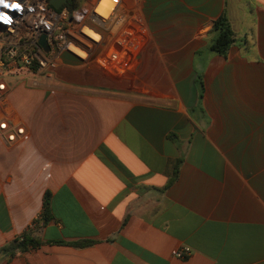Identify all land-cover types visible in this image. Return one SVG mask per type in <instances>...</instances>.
I'll return each mask as SVG.
<instances>
[{
    "label": "crops",
    "instance_id": "0c3cea01",
    "mask_svg": "<svg viewBox=\"0 0 264 264\" xmlns=\"http://www.w3.org/2000/svg\"><path fill=\"white\" fill-rule=\"evenodd\" d=\"M101 33L87 62L0 68V264H264V0H119Z\"/></svg>",
    "mask_w": 264,
    "mask_h": 264
},
{
    "label": "built area",
    "instance_id": "2783aa9c",
    "mask_svg": "<svg viewBox=\"0 0 264 264\" xmlns=\"http://www.w3.org/2000/svg\"><path fill=\"white\" fill-rule=\"evenodd\" d=\"M103 0H98L91 10L88 23H73L67 9L61 11L51 6L50 0H5L11 5L18 3L19 9L0 5V14L6 15L10 22L0 20V68L21 70L35 68L40 72L56 67L64 53H69L77 59L87 62L94 50L99 47L104 38L101 29L111 21L119 0H109L113 8L107 17L97 10ZM5 11V13H3ZM87 28L99 38L95 39L84 33ZM46 37L49 53L40 45V39ZM111 61H117L119 54L110 52ZM5 91V85L0 84V94ZM9 123L0 121V131L7 132ZM24 129L17 128L15 133H7L6 139L13 143L17 136H24ZM191 254L188 247L175 252V257L181 260Z\"/></svg>",
    "mask_w": 264,
    "mask_h": 264
},
{
    "label": "trees",
    "instance_id": "16d2710c",
    "mask_svg": "<svg viewBox=\"0 0 264 264\" xmlns=\"http://www.w3.org/2000/svg\"><path fill=\"white\" fill-rule=\"evenodd\" d=\"M79 7L78 0H70L66 5L62 7L59 11L67 9L72 15ZM212 33L214 34V39L212 43V51L215 53L226 57L230 50V47L235 42V34L233 32L232 26L226 14L220 17L213 26ZM177 172V169H176ZM44 222L49 220V195H46V200L44 203ZM37 242L29 241L25 236L21 237L20 242H15L14 244L6 247L4 252L14 254L17 251H25L29 247H36ZM64 244V243H63ZM91 242H85L76 244V246L89 245Z\"/></svg>",
    "mask_w": 264,
    "mask_h": 264
},
{
    "label": "bare ground",
    "instance_id": "6f19581e",
    "mask_svg": "<svg viewBox=\"0 0 264 264\" xmlns=\"http://www.w3.org/2000/svg\"><path fill=\"white\" fill-rule=\"evenodd\" d=\"M112 8H113V5L110 3L109 0H103L97 12L103 15L104 17H107L109 13L111 12ZM83 31L85 34H87L88 36L92 38H95V39L99 38L95 33H93L91 30L87 28H85Z\"/></svg>",
    "mask_w": 264,
    "mask_h": 264
},
{
    "label": "water",
    "instance_id": "95a60500",
    "mask_svg": "<svg viewBox=\"0 0 264 264\" xmlns=\"http://www.w3.org/2000/svg\"><path fill=\"white\" fill-rule=\"evenodd\" d=\"M69 0H50V4L52 7H54L56 10L62 9L64 5L68 3ZM40 45L43 47L44 51L46 53H49V48L46 43V37H42L40 39Z\"/></svg>",
    "mask_w": 264,
    "mask_h": 264
},
{
    "label": "snow or ice",
    "instance_id": "6c2138e0",
    "mask_svg": "<svg viewBox=\"0 0 264 264\" xmlns=\"http://www.w3.org/2000/svg\"><path fill=\"white\" fill-rule=\"evenodd\" d=\"M0 5H4V7H11L14 9H19L21 7L20 4H15V5H5V0H0ZM0 20H2L4 23H9L10 20L6 15H0Z\"/></svg>",
    "mask_w": 264,
    "mask_h": 264
},
{
    "label": "rangeland",
    "instance_id": "374dc122",
    "mask_svg": "<svg viewBox=\"0 0 264 264\" xmlns=\"http://www.w3.org/2000/svg\"><path fill=\"white\" fill-rule=\"evenodd\" d=\"M70 1V0H69ZM82 6V5H81ZM84 14V17H85V13H82V15ZM76 15H78V13L76 14ZM85 19H87L86 17H85ZM100 30H102L101 28H99Z\"/></svg>",
    "mask_w": 264,
    "mask_h": 264
},
{
    "label": "clouds",
    "instance_id": "9594fccd",
    "mask_svg": "<svg viewBox=\"0 0 264 264\" xmlns=\"http://www.w3.org/2000/svg\"><path fill=\"white\" fill-rule=\"evenodd\" d=\"M15 4H17V3H13V4H11V5H15ZM5 5H8L7 3H5ZM0 15H2V14H0Z\"/></svg>",
    "mask_w": 264,
    "mask_h": 264
}]
</instances>
